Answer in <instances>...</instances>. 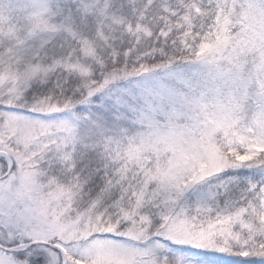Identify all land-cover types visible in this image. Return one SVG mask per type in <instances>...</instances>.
<instances>
[{"label": "snow or ice", "instance_id": "6c2138e0", "mask_svg": "<svg viewBox=\"0 0 264 264\" xmlns=\"http://www.w3.org/2000/svg\"><path fill=\"white\" fill-rule=\"evenodd\" d=\"M0 264H264V0H0Z\"/></svg>", "mask_w": 264, "mask_h": 264}]
</instances>
